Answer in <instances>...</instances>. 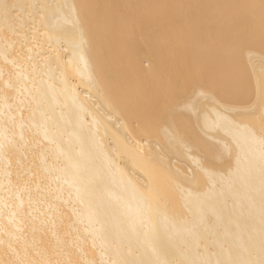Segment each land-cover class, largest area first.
<instances>
[{
  "label": "bare ground",
  "instance_id": "6f19581e",
  "mask_svg": "<svg viewBox=\"0 0 264 264\" xmlns=\"http://www.w3.org/2000/svg\"><path fill=\"white\" fill-rule=\"evenodd\" d=\"M254 70L264 0H0V264H264Z\"/></svg>",
  "mask_w": 264,
  "mask_h": 264
},
{
  "label": "water",
  "instance_id": "95a60500",
  "mask_svg": "<svg viewBox=\"0 0 264 264\" xmlns=\"http://www.w3.org/2000/svg\"><path fill=\"white\" fill-rule=\"evenodd\" d=\"M218 19H220V18H218ZM213 20H215V19H213ZM209 21H211V20H209ZM209 25V24H208ZM210 26V25H209ZM211 28V27H210ZM211 29H213V28H211ZM205 33H208V34H211L210 33V31L209 30H207V31H203V29L199 32V34L200 35H202V36H204V37H206V38H208V39H212L213 37H208L207 36V34H205ZM226 33H228V31H226ZM232 34H233V31H232ZM230 35V34H229ZM210 36H212V34L210 35ZM234 36V35H233ZM235 37V36H234ZM218 39V38H217ZM222 39H220L219 41H217L216 39L214 40L215 41V43H217L218 45V47L219 48H216L217 49V51H221L222 52V49H221V46H222V43H223V41H221ZM231 46V44L229 43L228 44V46L227 47H230ZM215 49V48H214ZM243 59H244V63L246 64V67H247V73H248V75H253V68L250 66V65H248V61H247V57H246V55H244L243 56ZM255 71V70H254ZM256 73V76H257V78L259 79V81H261V79H262V77L264 76V73H261V72H264V71H261V72H259L258 70H256L255 71ZM254 83V81H251V79H250V84H251V86H252V84Z\"/></svg>",
  "mask_w": 264,
  "mask_h": 264
},
{
  "label": "rangeland",
  "instance_id": "374dc122",
  "mask_svg": "<svg viewBox=\"0 0 264 264\" xmlns=\"http://www.w3.org/2000/svg\"><path fill=\"white\" fill-rule=\"evenodd\" d=\"M255 64V63H254ZM257 64V63H256ZM255 64V65H256ZM142 66H143V68H146L147 67V63L146 62H144L143 61V63H142ZM250 97V96H249ZM249 97H247L246 99H243V100H241V101H236L237 103H241L240 105H238V106H243V107H245V106H247V105H250L251 103H252V100H248V99H251V98H249ZM223 99V98H222ZM226 101H229V100H226ZM233 102V101H232ZM232 102H229V103H232ZM231 106H233V105H231ZM11 175V174H10ZM12 178V177H11ZM10 179V178H9ZM8 181H10V180H8ZM52 191L53 190H51V193H52ZM6 201H8L7 199H6Z\"/></svg>",
  "mask_w": 264,
  "mask_h": 264
}]
</instances>
